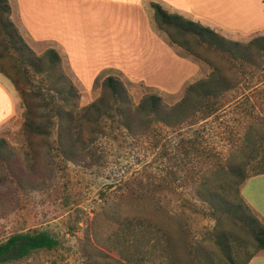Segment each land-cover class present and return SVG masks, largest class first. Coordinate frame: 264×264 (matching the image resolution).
Listing matches in <instances>:
<instances>
[{
    "label": "rangeland",
    "instance_id": "rangeland-1",
    "mask_svg": "<svg viewBox=\"0 0 264 264\" xmlns=\"http://www.w3.org/2000/svg\"><path fill=\"white\" fill-rule=\"evenodd\" d=\"M157 30L163 71L116 66L86 86L58 46L32 40L12 8L1 15L0 76L13 110L0 120L7 143L0 151V241L42 230L58 245L0 264H231L215 231L227 233L234 264L256 250L227 204L217 205L221 194L241 195L244 182L243 193L264 212V175L250 178L264 164V139L254 140L264 132V29L221 33L226 50L191 33L178 36L193 54ZM50 48L58 59L48 70ZM108 75L125 85L130 106L116 108L103 91ZM203 79L206 87L186 95ZM206 89L211 93L200 96ZM151 93L167 105L187 98L168 119L151 118L135 110ZM91 103L80 119L78 109ZM26 117L41 131L24 130ZM233 168L248 175L239 185Z\"/></svg>",
    "mask_w": 264,
    "mask_h": 264
},
{
    "label": "crops",
    "instance_id": "crops-1",
    "mask_svg": "<svg viewBox=\"0 0 264 264\" xmlns=\"http://www.w3.org/2000/svg\"><path fill=\"white\" fill-rule=\"evenodd\" d=\"M151 1L168 13H178L220 34L248 35L264 29V0H8L30 38L58 46L86 86L116 66L128 69L145 63L148 71H163ZM145 56L152 59L144 60ZM12 110V91L0 76V120ZM243 183V199L264 221V212L243 193ZM246 264H264V247Z\"/></svg>",
    "mask_w": 264,
    "mask_h": 264
},
{
    "label": "trees",
    "instance_id": "trees-1",
    "mask_svg": "<svg viewBox=\"0 0 264 264\" xmlns=\"http://www.w3.org/2000/svg\"><path fill=\"white\" fill-rule=\"evenodd\" d=\"M150 6L153 11V19L155 25L164 30L171 43H176L178 45L183 46L188 53L193 54L194 52L187 46L186 42L180 40L178 36H184L188 33L197 35L201 40L207 42L209 45H216L220 48L226 50L225 44L229 42L224 36L219 34L214 29L205 26L197 21L185 18L184 16L178 13H168L158 2H150ZM11 13V6L8 0H0V17L1 15L9 16ZM2 22V20H1ZM3 23V22H2ZM11 25V23H9ZM18 35V34H17ZM19 37V35L17 36ZM238 44V43H237ZM46 55L48 58V70L50 67L53 66L54 60L58 59V53L54 49H49L46 51ZM1 56V54H0ZM0 71H4L0 66ZM209 82L207 79H203L200 81H196L195 83L190 84L186 89V95L189 91H191L194 87L200 86V89L206 87L205 85ZM102 88L103 91H108L113 98L116 108L130 106L132 104L131 96L127 92L125 85L115 76L108 75L102 81ZM202 95L200 96H207L211 93L210 89L200 90ZM61 92V91H60ZM71 90L67 91L69 95ZM67 96V95H66ZM102 97V96H101ZM101 97L99 99H101ZM66 98V97H65ZM186 96L181 99L178 103L174 105H167L163 102L161 97L156 94H146L139 103L136 105L135 110L136 112H144L151 118L155 116L161 117L162 115L168 119L172 113L178 111L186 102ZM95 103H91L90 105L84 107L82 113V118H84L85 111L92 110ZM197 110V109H196ZM78 111V112H79ZM78 118V120L80 121ZM78 127L75 123L72 126ZM23 129L31 132H40L41 127L33 123V121L26 117L23 122ZM258 136L254 139L260 140L264 139V132L257 134ZM248 140V139H246ZM253 140V141H254ZM257 142V141H256ZM6 142L3 138H0V151L4 146H6ZM1 157V153H0ZM264 158V153H263ZM260 169L254 171L253 175L262 174L264 173V164L259 166ZM233 173H235L236 179L234 184H240L245 178L248 177L245 173L240 172L238 174V170L236 168L232 169ZM214 195V191L213 194ZM234 198H225L224 195H220V199L223 200L222 202H218L219 207L223 209L224 202L227 207V212L232 215L233 224L237 225L239 228L244 229L247 233H249L256 242V250H259L264 247V224L260 221L258 216L255 212L252 211L250 206L246 203L243 197L239 194V192L235 191ZM229 205V206H228ZM224 209V210H226ZM244 212L249 214V218L244 216ZM131 222V221H129ZM120 222L118 223V226ZM128 223L122 225V227L127 228ZM121 229V227L119 226ZM145 234H148V238H152L154 233V229L151 226L144 228ZM127 234V233H125ZM118 235V234H117ZM130 235V234H129ZM227 233H213V240L214 242L223 250L225 251V257L229 261V263L234 264V255H231V243H229V239H226ZM58 245V240L49 234L46 231L42 230H32V231H25V232H16L8 236L4 241H0V262L8 261V260H16L20 259L32 251L38 249H47L50 250ZM111 247V246H110ZM114 248V247H113ZM252 252L250 255L246 257V259L239 264H246L250 257L255 253ZM209 264H214V260L211 258L208 262Z\"/></svg>",
    "mask_w": 264,
    "mask_h": 264
}]
</instances>
